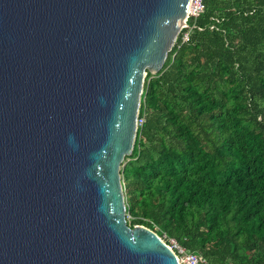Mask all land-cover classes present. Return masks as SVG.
<instances>
[{"label":"water","instance_id":"water-1","mask_svg":"<svg viewBox=\"0 0 264 264\" xmlns=\"http://www.w3.org/2000/svg\"><path fill=\"white\" fill-rule=\"evenodd\" d=\"M188 6L0 0V264H179L120 170Z\"/></svg>","mask_w":264,"mask_h":264},{"label":"trees","instance_id":"trees-1","mask_svg":"<svg viewBox=\"0 0 264 264\" xmlns=\"http://www.w3.org/2000/svg\"><path fill=\"white\" fill-rule=\"evenodd\" d=\"M202 1L144 78L127 223L207 264H264V0Z\"/></svg>","mask_w":264,"mask_h":264},{"label":"built area","instance_id":"built-area-1","mask_svg":"<svg viewBox=\"0 0 264 264\" xmlns=\"http://www.w3.org/2000/svg\"><path fill=\"white\" fill-rule=\"evenodd\" d=\"M204 10V5L202 0H189V6L187 9L186 18L184 21V25L180 28L179 34H181L179 43L182 44L187 41L189 36V26L188 21L192 18H196L202 13ZM178 34V35H179ZM178 38V36H177ZM175 40V43L177 41ZM144 122V115L138 116L137 127L142 126ZM128 218V216H127ZM161 238V237H160ZM162 239V238H161ZM163 240V239H162ZM164 241V240H163ZM165 242V241H164ZM166 243V242H165ZM167 247L176 255L177 261L179 264H207L206 260L200 258L197 254L193 252H189L179 246L175 240L169 239L168 243H166Z\"/></svg>","mask_w":264,"mask_h":264},{"label":"rangeland","instance_id":"rangeland-1","mask_svg":"<svg viewBox=\"0 0 264 264\" xmlns=\"http://www.w3.org/2000/svg\"><path fill=\"white\" fill-rule=\"evenodd\" d=\"M163 239V238H162Z\"/></svg>","mask_w":264,"mask_h":264}]
</instances>
